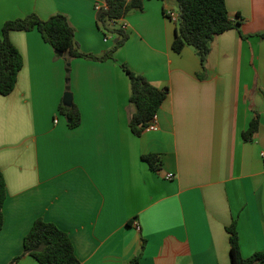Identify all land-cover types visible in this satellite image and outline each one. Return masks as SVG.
Here are the masks:
<instances>
[{
    "label": "crops",
    "instance_id": "obj_1",
    "mask_svg": "<svg viewBox=\"0 0 264 264\" xmlns=\"http://www.w3.org/2000/svg\"><path fill=\"white\" fill-rule=\"evenodd\" d=\"M97 4L105 1L0 0V31L31 14L64 15L79 50L101 57L120 38L99 26ZM226 4L242 21L215 38L204 78L194 48L172 49L177 24L166 11L178 18L179 10L170 1L130 12L127 42L103 62H68L37 31L11 32L24 65L14 92L0 94V264L23 255L38 219L69 235L81 264H130L139 255L138 264H231L234 222L243 258L264 251V0ZM124 63L168 89L158 130L140 137L130 128ZM68 86L82 117L75 129L60 111ZM255 118L259 129L246 141ZM148 155L161 157L159 171ZM16 264L39 263L27 255Z\"/></svg>",
    "mask_w": 264,
    "mask_h": 264
},
{
    "label": "trees",
    "instance_id": "obj_2",
    "mask_svg": "<svg viewBox=\"0 0 264 264\" xmlns=\"http://www.w3.org/2000/svg\"><path fill=\"white\" fill-rule=\"evenodd\" d=\"M105 6L97 14V22L106 33L119 35L120 41L107 54L94 56L82 53L75 43V30L64 15H56L49 20H42L36 14L6 22L0 31V94L11 95L17 85L18 76L23 69V57L12 43L13 31H37L45 43L70 62L72 59L106 61L113 59L114 53L128 40L126 31L115 28L111 21L124 19L130 12L143 11L146 1L151 0H104ZM162 2L170 0H158ZM179 4V17L176 21V37L172 45L175 53H181L186 47L194 48L198 54L205 77L206 64L216 37L237 29L242 20L233 21L227 9L226 0H176ZM127 74L130 87V104L135 112L130 118V128L137 137L147 130L150 122L158 114L168 96V89L161 90L145 77L134 72L127 64L122 65ZM70 68L68 67V70ZM61 113L67 118L71 129L78 128L82 117L75 104H61ZM259 129V119L255 118L249 129L243 134L246 141H251ZM143 160L153 171H159L162 165L158 155L144 156ZM7 200V184L0 172V231L4 225V205ZM231 264H264V251L256 252L249 258L241 254L237 223L228 229ZM33 257L39 264H81L75 254L73 243L67 233L56 225L43 219L35 221L24 239V253L11 264H16L23 256ZM140 255L130 264H138Z\"/></svg>",
    "mask_w": 264,
    "mask_h": 264
},
{
    "label": "built area",
    "instance_id": "obj_3",
    "mask_svg": "<svg viewBox=\"0 0 264 264\" xmlns=\"http://www.w3.org/2000/svg\"><path fill=\"white\" fill-rule=\"evenodd\" d=\"M106 6H101L99 4H97V12H99L102 8H104ZM166 17L172 19L173 21H177L178 18L173 16V10L169 9L166 11ZM124 19L121 20H116V21H111V25L115 28H119L122 29L124 31L127 30V25L123 22ZM109 41V35L105 36V42ZM148 131H157L158 130V125H157V115L154 117V119L150 122L148 128ZM174 177L173 175H168L167 179L168 180H172Z\"/></svg>",
    "mask_w": 264,
    "mask_h": 264
},
{
    "label": "water",
    "instance_id": "obj_4",
    "mask_svg": "<svg viewBox=\"0 0 264 264\" xmlns=\"http://www.w3.org/2000/svg\"><path fill=\"white\" fill-rule=\"evenodd\" d=\"M64 104L66 106H72L73 104V94L71 93V89L69 86L67 87L66 93L64 96Z\"/></svg>",
    "mask_w": 264,
    "mask_h": 264
},
{
    "label": "rangeland",
    "instance_id": "obj_5",
    "mask_svg": "<svg viewBox=\"0 0 264 264\" xmlns=\"http://www.w3.org/2000/svg\"><path fill=\"white\" fill-rule=\"evenodd\" d=\"M170 3L174 6L175 10H179V4L176 0H170ZM112 37H113V35H112ZM118 39H119V35L114 34V40H112V39L111 40H112V42L113 41L115 42V40H118Z\"/></svg>",
    "mask_w": 264,
    "mask_h": 264
}]
</instances>
